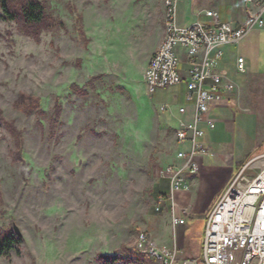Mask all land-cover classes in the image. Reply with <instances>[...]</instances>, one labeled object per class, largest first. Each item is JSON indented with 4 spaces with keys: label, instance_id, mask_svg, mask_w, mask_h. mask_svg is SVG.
<instances>
[{
    "label": "rangeland",
    "instance_id": "374dc122",
    "mask_svg": "<svg viewBox=\"0 0 264 264\" xmlns=\"http://www.w3.org/2000/svg\"><path fill=\"white\" fill-rule=\"evenodd\" d=\"M42 1L57 25L39 40L3 19L0 8V110L24 136L23 158L15 161L14 139L0 126V228L17 225L24 238L20 253L0 264H103L108 255L118 256L117 264H161L139 251L142 232L161 247H180L181 261L200 258L206 214L194 208L198 193L184 244L168 211L156 210L169 187L160 170L178 150L161 106L185 101L181 87L150 94L144 81L165 26L163 0ZM192 11L179 9L178 22L191 23ZM256 41L255 66L264 71V32ZM226 67L240 91L217 131L232 143L236 164L240 155L264 154V77L248 79L235 60ZM21 93L39 97L42 112L16 108ZM56 104L62 114L53 123ZM210 191L199 194L205 200Z\"/></svg>",
    "mask_w": 264,
    "mask_h": 264
},
{
    "label": "built area",
    "instance_id": "2783aa9c",
    "mask_svg": "<svg viewBox=\"0 0 264 264\" xmlns=\"http://www.w3.org/2000/svg\"><path fill=\"white\" fill-rule=\"evenodd\" d=\"M180 1L163 0L165 35L144 77L150 94L186 86L187 105L177 108L176 161L160 170L171 191L159 198L156 207L163 212L170 206L175 230L187 224L190 213L188 207L179 206L176 194L191 190L187 176L200 173L201 159L210 151L202 139L207 129L216 127L210 118L211 107L219 95L240 90L230 70L221 63L224 48L238 47L250 32L264 29V0H243L246 16L240 24L224 21L218 11L207 9L205 18L188 26L178 24ZM235 65L238 73H246V58L238 56ZM189 106L194 110L190 122L185 118ZM161 111L172 112L173 106L164 104ZM137 246L161 264H264V154L239 167L207 212L200 258L181 261L180 247H161L145 232L140 234Z\"/></svg>",
    "mask_w": 264,
    "mask_h": 264
},
{
    "label": "crops",
    "instance_id": "0c3cea01",
    "mask_svg": "<svg viewBox=\"0 0 264 264\" xmlns=\"http://www.w3.org/2000/svg\"><path fill=\"white\" fill-rule=\"evenodd\" d=\"M200 2L201 0H190L184 6V3L180 1L178 10L179 9L180 11H184L187 9L191 10V6H192V9H193L192 13L194 16V19L192 20L191 23L178 22L180 26H188L196 22L198 19L205 18L203 13L207 9H213V10L218 11L222 16V19L227 22L240 24L245 20L246 11L244 10L242 6L243 0H202L201 7L198 9H194L195 7L193 5L196 3H200ZM162 20H164V18H162ZM160 29L161 30L159 34V39H158V42H157V45L154 51L151 53L152 55L157 50L158 46L161 44L164 38V35H165V26H162ZM261 31L264 32V29L254 30L250 32L240 42L238 47H234V46L225 47L224 51H225V54L228 55V59L224 63H222V65L226 67V64L230 63L231 60L232 62L234 60L236 62V59L238 56H243L244 58L249 56L250 57L249 61L246 58L247 60L246 73L247 72L249 73L248 79L249 78L253 79L254 77H258V76L264 77V71L258 70L257 66H255L256 64L255 59L253 58L254 56L258 54L259 49H260L259 44L256 43L257 42L256 39L257 37H259V34L261 33ZM148 62L146 63V69H147ZM144 77H145V74H144ZM237 83L239 84V81ZM178 87H181V89L184 90L183 96L185 100V92H186L185 84H180L178 85ZM239 87H240V84H239ZM233 93H230L228 95H219L211 107L210 118L215 121L216 127L215 129H212V130L207 129L206 135L202 139L203 143L209 148L210 151L209 153L204 154L203 158L201 159L202 167H201L200 173L196 175L187 176V179L191 183V190L178 192L176 194L178 204L182 208L183 207L190 208V206L192 205V202L194 201L193 192L196 191V193H198L197 201H196L197 206L194 208L197 209L196 212H202L204 214H207L206 212L210 210L212 204L217 200L218 195L221 192L222 188L225 186V184L231 178V176L235 174L236 172L235 168L237 167L239 168L244 162L247 161L243 157L245 155H240L239 159L236 160V164H235V159L234 157H232V156H235L233 149H232L233 147L231 148L232 143L229 145L226 141H223L221 137L222 135L221 131H217V127H218L217 122L223 117L230 118L233 115L231 112L232 102H233L231 95ZM180 105H187L186 100L183 103L179 104V106ZM177 108L178 107L173 106L172 112H163L165 114L164 115L165 121L170 123L174 127L175 131L178 126V122L176 119V117L178 116ZM193 113H194L193 107L189 106L188 114L185 116L188 122L193 120ZM178 149H179V146H178ZM174 156H176V154ZM207 187L210 188L211 191L208 194L207 198L203 200L202 196L199 194V189L202 191L201 194H203L205 188ZM170 191L171 189H170V184H169L168 190L166 191V196L170 194ZM166 211H168V213L170 214L172 218L170 206H167L163 212H166ZM163 212H160V213H163ZM178 213L181 214V210L180 212L178 211ZM203 220L205 222V219ZM203 228H204V225L202 227V232H201L202 239L200 242V246L203 240ZM172 229H174V227H172ZM179 229H180L179 231L180 238L183 240V244H184L187 226L185 225L183 227H180ZM200 252H201V247H200Z\"/></svg>",
    "mask_w": 264,
    "mask_h": 264
},
{
    "label": "trees",
    "instance_id": "16d2710c",
    "mask_svg": "<svg viewBox=\"0 0 264 264\" xmlns=\"http://www.w3.org/2000/svg\"><path fill=\"white\" fill-rule=\"evenodd\" d=\"M70 9L72 6H69ZM0 8L2 10L1 17L8 21L16 22L21 30L34 38L39 40L43 31L52 30L57 25L56 19L48 12L47 4L42 0H0ZM80 22L82 17L79 16ZM80 32L84 35V30L80 29ZM99 78L95 76L92 78V82ZM91 82V81H90ZM71 88L79 93L83 94L85 89L74 83ZM16 108L20 109L27 115H31L34 112H42L41 99L39 97L30 96L24 93L20 94V97L15 103ZM62 114V107L60 104H56L54 111L53 123H55ZM5 125L9 130V133L14 139L15 151L13 156L15 161L22 160V151L24 147L23 131L20 130L14 121L5 119L2 110H0V126ZM24 244V238L22 235H18L14 230V226L8 229L0 228V257H10V253L13 250H17L20 253V249ZM202 246V243H201ZM103 264H117L118 256H106L99 259Z\"/></svg>",
    "mask_w": 264,
    "mask_h": 264
},
{
    "label": "water",
    "instance_id": "95a60500",
    "mask_svg": "<svg viewBox=\"0 0 264 264\" xmlns=\"http://www.w3.org/2000/svg\"><path fill=\"white\" fill-rule=\"evenodd\" d=\"M14 230L16 231V233L18 235H22V232H21L20 228L17 225H14Z\"/></svg>",
    "mask_w": 264,
    "mask_h": 264
}]
</instances>
